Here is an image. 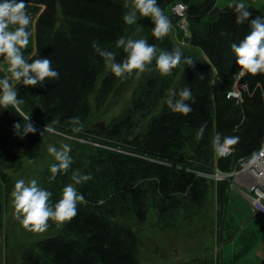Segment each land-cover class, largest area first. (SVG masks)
<instances>
[{"label":"trees","instance_id":"obj_1","mask_svg":"<svg viewBox=\"0 0 264 264\" xmlns=\"http://www.w3.org/2000/svg\"><path fill=\"white\" fill-rule=\"evenodd\" d=\"M25 3L34 5V8H38V5L46 7L36 20L34 30L30 23L29 44L23 51L26 53L32 48L34 51L26 60L31 62L47 57L52 61L53 69L59 73V78L45 81L43 87L12 83L18 90V98L24 100L22 111L30 115V123L37 132L21 137L13 125L21 123L22 133L26 121L11 107L0 109V167L4 162L13 167L11 163L18 158L19 151L24 157L30 155L35 158L48 134L46 132L41 136V133L45 125L53 120L58 121L54 125L56 131L91 139L82 134L93 132L86 128L93 111L90 99L98 94L99 97L107 96L118 78L106 69L103 58L94 51L92 44L95 42L101 48L114 52L116 62L120 63L126 58V53L116 47V41L122 36L131 38L129 25L122 19L126 14L123 9L125 0H25ZM157 3L177 30L180 19L173 16L170 9L177 3L188 6L190 37L185 38L178 30L179 37L197 52L182 51L183 58L178 66L185 67L184 85L195 98V103L187 101L192 111L184 115L171 109L165 110L152 120L146 134L138 135L133 141L125 140L124 143L131 145L127 150L137 156L120 154L115 150L126 151V147L116 146L125 138L123 130L126 123H117L107 132L112 142L102 141L106 137L96 131L98 138L102 139L98 141L101 146L111 147L113 151L93 147L90 158L93 170L86 168V163L80 165L79 162H72L66 174L58 173L55 180H49L55 186L49 190L54 205L62 196V188L74 183L71 179L73 171L91 174V180L76 185L78 192L90 200V206H77V215L67 222L63 231L41 243L40 253L29 256L28 264H135L133 252L128 248L134 241L132 232L114 226L108 218L120 211L129 197L134 198L137 213L143 208L146 195L142 186L136 183L141 178H156L161 198L169 200L170 204L175 202L173 194L189 193L194 198L196 192L204 188L195 175L175 169V166L155 167L148 163L147 157L164 156L177 164L182 163L184 154L180 150L199 133L204 124L206 128L200 138L201 146L212 141L217 132L222 136L239 137V142L232 148L234 154L219 159L218 168L223 172L233 171L240 159H248L264 147V73L255 76L246 74L241 79L239 88L244 90L242 104L227 99L228 92L234 87L235 75L240 70L231 44L239 43L250 32L249 23L237 24L233 8L213 13L216 6L210 7L209 3L195 6L190 5L189 0H157ZM37 10L33 9L31 13ZM141 39L156 45L158 51L171 52L176 48L170 34L158 40L151 31ZM184 58H191L195 65L189 67L184 63ZM177 67L172 71L175 72ZM3 77L0 75V78ZM73 117L79 119L78 124L71 123ZM74 128L79 130L73 131ZM196 152H202L200 147ZM227 190L225 188L222 193L219 185L218 194L220 199L222 196L223 209ZM101 199L106 200L104 206L97 204ZM92 201L96 204L93 205ZM54 227L56 224L49 221L48 229ZM66 236L70 238L68 242Z\"/></svg>","mask_w":264,"mask_h":264},{"label":"rangeland","instance_id":"obj_2","mask_svg":"<svg viewBox=\"0 0 264 264\" xmlns=\"http://www.w3.org/2000/svg\"><path fill=\"white\" fill-rule=\"evenodd\" d=\"M126 4L130 5V0H125ZM125 5L123 9L127 12L129 8ZM37 7L34 8V5L27 4L28 13H31L33 9H38L30 14L32 29L36 20L46 9L44 5H38ZM153 27L154 25L149 18H141L136 24L129 25L128 33H130L131 39H141L145 33H150ZM144 29H147L146 32H143ZM169 34L176 48L179 47L183 52L193 54L197 52L184 42L185 39L182 40L179 37V31L174 26H172ZM33 51L34 48L24 53L25 59L29 58ZM148 67L151 70L145 71L138 78L135 72L130 75L126 74V78H117V82L107 96L99 97L100 94H98L91 97L90 102L93 111L90 114V122L86 125V128L93 132L82 133L84 137H90L91 139L70 136L58 131L55 134L48 133L41 150L35 158L30 155L24 157L19 151L17 153L18 158L14 159L15 163H11L14 165L13 167L7 162H4V165L0 167V230L4 229L9 239L6 264H28L27 258L29 256H36L40 253L39 246L41 243L55 237L67 225V222H65L61 227L56 226L43 233H34L25 230L14 216L10 193L18 179H24L25 181L36 179L48 191L55 188L54 184L49 183L52 175L50 166L55 163L54 157L48 152L49 146L60 148L62 144H69L71 146L70 156L72 162H79L80 165L86 163L85 167L93 170L90 161L93 156L91 152L93 147L113 151L111 147L101 146L98 142L102 139L98 138L99 135L96 133L95 125L97 123L105 124L102 133L106 137L102 140L105 142L109 141L107 132L115 124L122 122L126 123L123 130L125 138L123 141L117 142L116 146L123 149L126 147V151L115 150L120 154L137 156L127 150L131 145L124 143V141H133L138 135L146 134L152 120L161 116L165 110H170L167 104L164 103L169 89H175L178 93L185 87L184 66H178L177 70L172 71L169 76L160 74L156 68V62H152ZM7 68L8 65L0 59V75H9ZM11 83L15 84L16 81L13 80ZM213 85L211 84V86ZM98 98L99 101L96 102ZM114 138L117 139L118 137L114 136ZM198 147H200L201 153L196 152ZM180 151L184 154V160L179 164L164 156L161 158L146 156L147 158H145L148 159L149 164L155 167L162 165L171 168L175 166V169L184 170L195 175L196 178L202 181L203 191L196 192L197 196L195 195L194 198L189 193L173 194L175 202L170 204L169 200L161 198L156 186L158 181L156 178H141L136 185L140 184L142 186L146 196L142 203L143 208L138 212L139 214L133 201L134 198L129 197L126 205L120 211H116L112 218H108L114 226L132 232L134 241L128 245V248L133 252L135 264H213L210 260L205 261L206 259L201 258V255L205 254L203 255L204 258L210 254L214 255L215 242L218 237L219 241L221 240L220 228L224 214L222 213L223 201L221 200L222 196L220 199L219 194L217 197L215 196V190L216 185L219 184L223 193L225 188H229L230 180L218 183L206 177V175L213 173L216 168L219 169V159L213 150L212 141L201 146L197 133ZM71 184L76 187L77 191L79 190L75 183ZM187 184L189 185L190 182H187ZM62 190L60 193H62ZM84 198L86 203H78L77 206L83 208L90 206V200ZM91 203L96 204L93 201ZM97 204L104 206L106 200L101 199ZM68 232L69 229L66 230V233ZM69 240L70 238L66 236V242ZM193 252H198V254H193ZM193 259L194 261H192Z\"/></svg>","mask_w":264,"mask_h":264},{"label":"clouds","instance_id":"obj_3","mask_svg":"<svg viewBox=\"0 0 264 264\" xmlns=\"http://www.w3.org/2000/svg\"><path fill=\"white\" fill-rule=\"evenodd\" d=\"M129 10L123 15L125 24H136L141 18H149L154 27L152 35L162 40L172 30V22L157 3V0H130L126 4ZM236 13L237 24L249 23L250 32L239 42L232 43L231 50L235 55V62L239 66L240 75L251 74L253 76L264 73V16H252L248 6L243 0L229 4ZM31 23V15L27 11L25 0H0V59L8 65L9 75L0 78V109H15L23 121H26L21 133V123L13 125L16 133L21 137L29 133L35 134L37 129L30 123V115H25L21 109L24 103L18 98V90L11 81L19 82L26 87H43L45 81L58 79L59 73L53 69L52 61L47 57L33 59L28 62L24 51L28 44L31 32L28 30ZM226 35V33H222ZM116 47L122 48L126 58L116 62V54L101 48L95 42L92 44L94 51L103 58L107 70L118 78H126L135 72L137 78L145 71L155 59L156 68L162 76H169L172 69L177 67L183 58L182 50L177 47L171 52L157 49L156 45L149 44L146 39H125L123 36L116 41ZM184 63L189 67L194 66L191 58H184ZM187 101L195 103L192 91L188 87L182 88L178 93L175 89H169L164 103L176 113L184 115L192 111ZM58 121L47 123L41 133H56L54 127ZM72 124H78L79 119L73 117ZM206 124L202 125L198 137L202 138ZM74 128L73 131H78ZM239 142L237 136H222L217 132L212 138V147L218 157L226 156ZM48 152L54 157L55 163L51 164V180H55L58 173H67L72 164L70 156L71 146L62 144L60 148L49 146ZM31 162V161H30ZM72 181L76 185L92 179L91 174L84 175L79 170L72 172ZM14 207L15 219L21 226L34 233H43L49 228V221L61 227L65 222L71 221L78 212L77 204L86 203L73 184H67L62 190L61 198L53 205L52 193L43 188L36 179L25 181L18 179L10 193Z\"/></svg>","mask_w":264,"mask_h":264},{"label":"crops","instance_id":"obj_4","mask_svg":"<svg viewBox=\"0 0 264 264\" xmlns=\"http://www.w3.org/2000/svg\"><path fill=\"white\" fill-rule=\"evenodd\" d=\"M233 2L240 0H189L192 6L209 3L210 7L217 6L222 12L229 10V4ZM243 2L252 15L264 16V0ZM255 183V178L249 173L239 174L229 181L224 225L222 228L219 226L221 240L218 237L215 242L214 255L208 254L206 258L205 254L201 255L205 261L210 260L213 264H264V220L252 214L248 194ZM218 188L219 184L216 185V197ZM8 240L6 231L0 230V264L7 263Z\"/></svg>","mask_w":264,"mask_h":264},{"label":"built area","instance_id":"obj_5","mask_svg":"<svg viewBox=\"0 0 264 264\" xmlns=\"http://www.w3.org/2000/svg\"><path fill=\"white\" fill-rule=\"evenodd\" d=\"M218 10L219 8L216 6L213 9V13L217 12ZM170 13L180 19L178 30L184 34L185 38L190 37L187 22L188 6L183 3H177L170 9ZM239 72L235 75V84L233 89L228 92L227 99H233L237 102V104H242L244 90H241L239 88V83L245 76V74L240 75ZM233 154L234 151L232 149L226 156H217V158L225 159ZM242 173H249L256 180V183L252 187H250L248 191L250 198V210L252 214L264 220V147L254 156L248 159H240L237 167L233 171L223 172L219 169H216L213 173L206 175V177L213 181L221 183L229 181L235 176Z\"/></svg>","mask_w":264,"mask_h":264},{"label":"water","instance_id":"obj_6","mask_svg":"<svg viewBox=\"0 0 264 264\" xmlns=\"http://www.w3.org/2000/svg\"><path fill=\"white\" fill-rule=\"evenodd\" d=\"M95 129H96V131H97L98 134H102V133L104 132V129H105V124H104V123H97V124L95 125ZM227 200H228V199H226V202H225V208L223 209V210H224V211H223L224 214L226 213V204H227ZM224 214H223V217H222V225H221V228H222V226L224 225V220H225V216H224Z\"/></svg>","mask_w":264,"mask_h":264}]
</instances>
